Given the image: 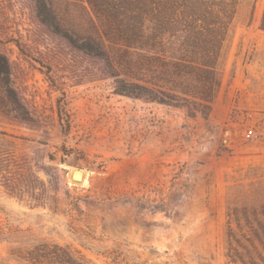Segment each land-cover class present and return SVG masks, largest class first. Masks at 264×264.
Wrapping results in <instances>:
<instances>
[{"label": "rangeland", "instance_id": "obj_1", "mask_svg": "<svg viewBox=\"0 0 264 264\" xmlns=\"http://www.w3.org/2000/svg\"><path fill=\"white\" fill-rule=\"evenodd\" d=\"M225 1L235 12L204 115L117 93L121 47L102 35L90 0L49 3L101 54L53 31L34 0H0V54L24 110L0 113V264H44L28 259L41 244L120 264L83 248V231L129 246L139 264H264L234 221L264 204V0Z\"/></svg>", "mask_w": 264, "mask_h": 264}, {"label": "trees", "instance_id": "obj_2", "mask_svg": "<svg viewBox=\"0 0 264 264\" xmlns=\"http://www.w3.org/2000/svg\"><path fill=\"white\" fill-rule=\"evenodd\" d=\"M34 3L41 21L67 38L72 45L90 53H102V46L96 37H74L65 30L58 22L49 0H34ZM90 4L102 35L121 47L122 54L117 61L126 77L116 82L117 93L207 114L215 68L231 13L235 12H230L232 2L90 0ZM260 28L264 30V8ZM133 54H138L140 59ZM135 71L144 78L135 77ZM9 82L8 62L0 54V113L23 118V107ZM161 84L169 87L165 89ZM234 221L238 227L242 224L248 229V234L240 232L239 235L249 246L258 244L264 248V204L259 206V212L241 219L234 218ZM229 227L232 229L230 224ZM78 236L83 248L96 255L105 254L112 262H140L139 254L127 245L110 243L86 231L78 232ZM234 240L239 242L236 238ZM155 254L159 252L148 249L149 256ZM28 259L44 264H88L84 257L76 256L73 250L56 244L35 246L28 252Z\"/></svg>", "mask_w": 264, "mask_h": 264}, {"label": "built area", "instance_id": "obj_3", "mask_svg": "<svg viewBox=\"0 0 264 264\" xmlns=\"http://www.w3.org/2000/svg\"><path fill=\"white\" fill-rule=\"evenodd\" d=\"M256 133L254 131L253 128H249L245 133H244V137L246 140L248 139H252L253 137H255Z\"/></svg>", "mask_w": 264, "mask_h": 264}, {"label": "bare ground", "instance_id": "obj_4", "mask_svg": "<svg viewBox=\"0 0 264 264\" xmlns=\"http://www.w3.org/2000/svg\"><path fill=\"white\" fill-rule=\"evenodd\" d=\"M78 170V169H77ZM74 178H77V179H80L81 177H82V175H83V173H82V171L81 170H79V171H74ZM83 180V179H82Z\"/></svg>", "mask_w": 264, "mask_h": 264}, {"label": "water", "instance_id": "obj_5", "mask_svg": "<svg viewBox=\"0 0 264 264\" xmlns=\"http://www.w3.org/2000/svg\"><path fill=\"white\" fill-rule=\"evenodd\" d=\"M76 169H77V168H76ZM79 170H81V169H78V170H76V171H79ZM71 177H74L73 171H72V173H71Z\"/></svg>", "mask_w": 264, "mask_h": 264}]
</instances>
